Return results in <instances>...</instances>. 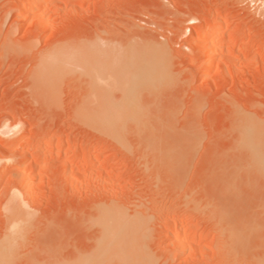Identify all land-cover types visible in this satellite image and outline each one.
Segmentation results:
<instances>
[{
  "label": "rangeland",
  "instance_id": "374dc122",
  "mask_svg": "<svg viewBox=\"0 0 264 264\" xmlns=\"http://www.w3.org/2000/svg\"><path fill=\"white\" fill-rule=\"evenodd\" d=\"M30 1L0 0L8 263L264 262V0ZM106 204L145 218L126 255L99 256Z\"/></svg>",
  "mask_w": 264,
  "mask_h": 264
},
{
  "label": "bare ground",
  "instance_id": "6f19581e",
  "mask_svg": "<svg viewBox=\"0 0 264 264\" xmlns=\"http://www.w3.org/2000/svg\"><path fill=\"white\" fill-rule=\"evenodd\" d=\"M40 1H43V0H31L30 1V12L33 14V15H35V13H36V7L34 6V4H36V3H40L41 4V2ZM36 16V15H35ZM203 22V21H202ZM202 24V23H201ZM228 23L227 22H225V23H223V24H221V25H217V24H212L208 29H207V31L205 32V33H203L202 35H201V37H200V40H199V46L201 47V48H204L205 47V45H208L207 44V38H208V35L209 34H214L215 32H217V31H221L222 32V35L224 36V34L226 33V31L228 30ZM229 31V30H228ZM227 34V33H226ZM234 34H236L235 33V31H234ZM237 36H239V35H237ZM220 36H218V39L217 40H215V41H213L211 44H210V49H209V55L211 56H215L216 55V53L219 51L218 49H220L219 47H221L220 45H221V42H222V40H221V38L223 39V37H221V38H219ZM238 38H240V36L239 37H237V39ZM198 47V46H197ZM207 57H209V56H207ZM212 58H214V57H212ZM219 66V65H218ZM216 71L217 72H219V69H218V67L216 68ZM119 126V125H118ZM118 126H116V128H119ZM120 128H121V126H120ZM15 139V138H14ZM14 141V140H13ZM12 142V141H11ZM11 142L8 144L9 146L11 145ZM53 144V143H52ZM51 144V145H52ZM9 146H7L6 145V147H7V149H5V150H7V152L6 153H8L9 151H10V148H9ZM52 146H54V145H52ZM51 146V147H52ZM49 148L48 146L47 147H45L44 149H41V150H39L40 151V153L38 154L39 156H41V159L42 160H46L47 158H48V155H49V157L52 155V148ZM64 148V147H63ZM59 150H58V153L60 154V153H63V152H66L65 150H63L62 149V147H60L59 146V148H58ZM69 150H67V152H68ZM11 152V151H10ZM10 159H12V156H11V154L10 153H8L7 154V156H4L3 158H1V161H0V166L3 164H5L7 161H9ZM49 159V158H48ZM41 160V161H42ZM40 161V162H41ZM43 162V161H42ZM37 164H35L33 167L34 168H37ZM2 168V167H1ZM16 169H17V167H16ZM1 171V170H0ZM4 171V170H3ZM2 174V173H1ZM3 175V174H2ZM18 175H19V173H18ZM21 176V175H20ZM2 177V176H1ZM49 177V176H48ZM18 178V177H17ZM22 178H24V177H22ZM26 179V178H25ZM38 179V178H37ZM40 179V178H39ZM49 179V178H48ZM20 181L21 180H24V179H19ZM19 181V182H20ZM27 181V180H26ZM29 181V180H28ZM40 182V181H39ZM21 183H24V182H22L21 181ZM28 183V182H27ZM26 183V184H27ZM23 185V184H22ZM39 185V184H38ZM27 186H28V184H27ZM36 188V187H35ZM34 188V189H35ZM29 191H30V189H29ZM34 194V193H33ZM28 196H30L29 194H28ZM102 205V204H101ZM104 205V204H103ZM23 210V209H22ZM25 212H26V210H25ZM98 217H97V220L99 221V223H100V225H101V234H100V236H99V238H98V240H99V244H97V250H99V256L101 257L102 255H103V253H105V252H108V250H114V249H120L122 252L124 251V252H128L127 251V249H129V247H132V246H136V243H132L133 242V240H135V238L138 236V238H139V240H143V239H145V238H143V236L142 235H144V233L142 234V232L144 231L143 230V227L145 226V218H142L141 217V215H139V214H137V213H133L132 215H128L127 214V212L126 211H124L119 205H116V204H110V205H107L106 204V206H102V207H100L99 208V210H98ZM13 214H14V211H13ZM15 216V215H14ZM13 216V217H14ZM143 216V215H142ZM25 217V216H24ZM14 219H16V217H14ZM144 220V221H143ZM15 221H17V220H15ZM25 221H27V220H25ZM11 224H12V231L10 230L9 231V234L10 235H12V239L11 238H9L10 240H6V241H3V243H1L0 244V264H3V263H6V264H9L8 263V259H10L11 258V256H9V255H11L10 254V251L12 250L11 249V247H12V242L14 241L13 239H15V237H16V239H17V237L18 236H16V235H18L19 234V232H18V229H21V227H19V226H21L20 224H19V226L16 224V223H18V221L16 222V223H14V220L12 221V222H10ZM19 223H20V221H19ZM9 224V223H8ZM10 225V224H9ZM25 226V225H24ZM18 228V229H17ZM51 228V227H50ZM52 229V228H51ZM238 231V230H237ZM11 232V233H10ZM18 233V234H17ZM142 234V235H141ZM15 235V237H13ZM139 235H141L140 237H139ZM171 235V234H170ZM242 234H240V236H241ZM145 236V235H144ZM178 236V235H177ZM6 237V236H5ZM141 237H142V239H141ZM146 237V236H145ZM241 237H243V236H241ZM7 238V239H8ZM172 238L173 239H176L175 238V235L173 234L172 235ZM178 238V237H177ZM237 238V237H236ZM236 238H234V240L236 239ZM238 238H240L239 236H238ZM238 238L236 239L237 241H238ZM243 238H245V236L243 237ZM5 240V239H4ZM12 240V241H11ZM237 241H235L234 242V244H235V246H236V249H237ZM240 241V240H239ZM238 241V242H239ZM173 242H178V241H176V240H174ZM97 243H98V241H97ZM240 243V242H239ZM233 244V245H234ZM241 244H243V243H241ZM11 245V246H10ZM13 245H14V243H13ZM239 245V244H238ZM142 246H144V245H142ZM141 247V246H140ZM240 247V246H239ZM238 247V249H240L241 247H243L242 245H241V247L239 248ZM13 248V247H12ZM15 248V247H14ZM142 248V247H141ZM134 251V253H133V256H129V255H127L125 258L127 259V257H129V258H131V257H133V258H135L134 259V261H133V263L132 264H155V262H154V260L150 257V255L148 256V254L146 253V255L147 256H145V255H141L139 252H140V250L141 249H139V248H137V250L139 249V255H138V253H137V251L134 249V248H132ZM243 249V248H242ZM13 250H15V249H13ZM12 250V251H13ZM238 251H241V250H238ZM123 252V253H124ZM125 254V253H124ZM123 254V255H124ZM13 256H15L14 254H12ZM126 255V254H125ZM98 256V257H99ZM10 257V258H9ZM13 258H15V257H13ZM91 257H80L79 259H76L77 261H79V263L78 264H91V262H92V260L90 259ZM94 258V257H93ZM128 258V259H129ZM12 259V258H11ZM96 259H99V258H96ZM132 259V258H131ZM131 259H129L128 260V262H131ZM75 260V262H77ZM237 260V259H236ZM13 261H14V259H13ZM13 261H11V263L13 262ZM125 262H126V260H124ZM153 261V262H152ZM235 261V260H234ZM10 262V261H9ZM97 263V262H96ZM95 263V264H96ZM239 263V262H238ZM260 264H264V262H262V263H260Z\"/></svg>",
  "mask_w": 264,
  "mask_h": 264
}]
</instances>
